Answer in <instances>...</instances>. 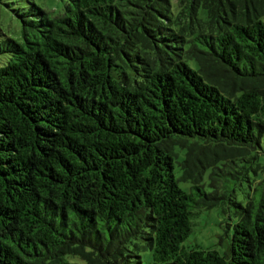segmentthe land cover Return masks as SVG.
Here are the masks:
<instances>
[{"label":"trees","instance_id":"obj_1","mask_svg":"<svg viewBox=\"0 0 264 264\" xmlns=\"http://www.w3.org/2000/svg\"><path fill=\"white\" fill-rule=\"evenodd\" d=\"M59 1L0 30V264H264V0Z\"/></svg>","mask_w":264,"mask_h":264},{"label":"rangeland","instance_id":"obj_2","mask_svg":"<svg viewBox=\"0 0 264 264\" xmlns=\"http://www.w3.org/2000/svg\"><path fill=\"white\" fill-rule=\"evenodd\" d=\"M32 0H0V30L11 37L21 36V21L16 10L27 8ZM46 10L56 11L61 6L59 0H33ZM23 11V10H22ZM2 61L0 59V66ZM180 176V175H179ZM178 176V177H179ZM180 187L189 191L190 184L179 181ZM237 219H229L221 213V208L200 210L193 219V230L184 242L186 249L216 250L225 255L231 246L233 227ZM230 225V226H229ZM144 264H151L150 253L143 255Z\"/></svg>","mask_w":264,"mask_h":264}]
</instances>
